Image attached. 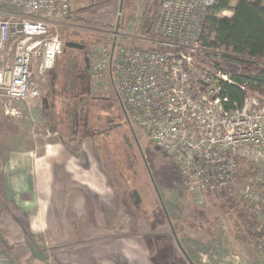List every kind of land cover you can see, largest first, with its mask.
<instances>
[{"label": "built area", "instance_id": "obj_1", "mask_svg": "<svg viewBox=\"0 0 264 264\" xmlns=\"http://www.w3.org/2000/svg\"><path fill=\"white\" fill-rule=\"evenodd\" d=\"M74 1L0 0V99L39 97L62 53L58 30ZM157 1L151 31L137 36L152 46H125L113 33L88 63V93L113 88L187 192L238 194L257 205L247 218L264 256V102L253 94L230 102L225 84L242 91L244 84L207 58L218 50L202 42L216 0ZM5 258L0 250V264Z\"/></svg>", "mask_w": 264, "mask_h": 264}, {"label": "rangeland", "instance_id": "obj_2", "mask_svg": "<svg viewBox=\"0 0 264 264\" xmlns=\"http://www.w3.org/2000/svg\"><path fill=\"white\" fill-rule=\"evenodd\" d=\"M148 1L75 0L72 3L71 18L61 21L58 30L63 42L62 53L48 73L46 82L40 83L39 97L28 101L0 99V160L11 149L35 147L37 153H42L49 141H60L59 135L44 132L42 105H53L54 120H60L62 124L59 127L64 130V110L75 103L77 110L82 108L80 117L73 124L76 136H86L81 148L86 155L98 158L107 192L110 198L113 193L115 196L112 212L100 209V217L106 219L107 225L94 227V235L99 232L101 239L121 234L141 239L143 235L159 245V242L168 244L166 238L172 239V233H175L181 247L195 264H250L245 257H256L255 252L259 250L248 235L247 210L249 207L256 209L257 205H247L238 194L202 193L194 196L187 192L182 187L174 163L156 150L148 136L123 111L113 88L108 92H99L101 88H97L93 94L88 93L83 101L89 79L85 58L88 63L91 62L97 48L113 33H117L127 46H152L148 40H138L136 34ZM225 15L230 16L231 13L225 12ZM68 42L79 44L83 49L69 48L65 45ZM213 54L211 61L229 75L251 74L264 67V62L253 68L232 62L230 58L236 56L223 49L214 50ZM74 59L78 66L75 70L77 79L75 88L68 95L64 94L63 84L70 81L68 72H72L68 66L71 64L69 61ZM113 82L115 84L114 77ZM251 93L264 102V94L257 91ZM63 137H66L67 144L74 147V141H70L72 137ZM100 195H103L102 190ZM100 204L107 206L106 199L101 198ZM1 205L14 216L13 221L24 233L15 239L0 234L1 253H5L9 264H27L17 262L9 253L10 248H18L22 252V245L25 244L35 251V241L30 234H26L27 220L10 200L1 199ZM0 230L12 229L3 224ZM87 231L85 233L91 235L90 227ZM138 245L133 244L131 249L142 254L143 248ZM166 248L170 250V247ZM32 253L39 257L37 264H46L48 253L44 249Z\"/></svg>", "mask_w": 264, "mask_h": 264}, {"label": "crops", "instance_id": "obj_3", "mask_svg": "<svg viewBox=\"0 0 264 264\" xmlns=\"http://www.w3.org/2000/svg\"><path fill=\"white\" fill-rule=\"evenodd\" d=\"M85 152L81 148L80 154L73 156L61 140L49 141L42 153L35 147L9 150L0 160V228L6 224L12 230H0V234L10 239L24 234L13 221L14 216L2 208L1 199H8L24 214L26 234L35 241V251L44 249L48 253L46 264H195L175 233L174 238H166L168 244L159 245L143 235L141 239L125 234L101 239L99 232L93 234L94 227L107 225L100 209L112 212L115 196L112 192L110 198L107 192L98 158ZM101 198L106 199L107 206L100 204ZM76 242L80 243L75 246ZM131 242L143 248L142 254L131 249ZM22 249L10 248L9 253L17 262H39L27 244ZM255 255L245 258L250 264H264L263 255L257 250Z\"/></svg>", "mask_w": 264, "mask_h": 264}, {"label": "trees", "instance_id": "obj_4", "mask_svg": "<svg viewBox=\"0 0 264 264\" xmlns=\"http://www.w3.org/2000/svg\"><path fill=\"white\" fill-rule=\"evenodd\" d=\"M157 11L158 1L149 0L144 8L141 21L137 26L136 34L138 36H145L151 31L153 23L156 19ZM225 12H230L231 15L226 16ZM70 18L71 17L69 15L66 19L68 20ZM118 25L119 23H117L116 28H118ZM205 29L206 31L202 37L203 44L213 49H223L230 52L236 56L234 58H230L232 62H238L247 68L260 66L261 63L264 62V0H216L207 15ZM109 42L110 41L107 40L103 43V45ZM123 45L127 46V44ZM211 57L212 54L207 55L209 62ZM203 61L205 62L204 58ZM69 62H71V64H69L70 67L68 66V68H70L72 72H68L70 81L68 83L64 82L63 84L64 94L68 95H70L75 88L77 79L75 70L78 68L76 59ZM214 65L218 66L216 63H214ZM230 76L236 83L244 84L245 87V90L242 91L235 85L225 84V94L228 96L230 102H236L238 104L246 94H252V91L264 94V67L257 69L251 74ZM88 81L85 88L86 95L84 94L82 97L83 101L86 100L85 96L87 97L88 95ZM49 88H52L50 82ZM257 97L262 100L259 96ZM118 98L121 108L126 113V106L119 96ZM74 105L75 103H73L70 108L64 110V130H61L59 127L62 122L58 119L54 120L56 117L52 112L53 105L43 104L41 113L44 121V132L59 135L65 149L71 155L78 156L81 152V145L86 136H76L77 131H75L73 124L80 117L82 108L77 110ZM65 135L73 138L70 141H74V147H71V145L65 142L66 137H63ZM247 224L249 226L248 235L252 238V240H254L255 236L252 233V229H250L251 224L249 221Z\"/></svg>", "mask_w": 264, "mask_h": 264}, {"label": "water", "instance_id": "obj_5", "mask_svg": "<svg viewBox=\"0 0 264 264\" xmlns=\"http://www.w3.org/2000/svg\"><path fill=\"white\" fill-rule=\"evenodd\" d=\"M65 45L67 47H69V48L82 49L81 45L75 44V43H72V42L65 43ZM85 62H86V66H87V69H88V59L87 58H85Z\"/></svg>", "mask_w": 264, "mask_h": 264}]
</instances>
